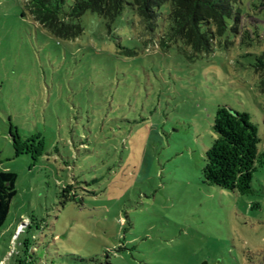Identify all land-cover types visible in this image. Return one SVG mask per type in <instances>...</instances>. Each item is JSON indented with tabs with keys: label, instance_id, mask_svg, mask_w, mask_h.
<instances>
[{
	"label": "rangeland",
	"instance_id": "rangeland-1",
	"mask_svg": "<svg viewBox=\"0 0 264 264\" xmlns=\"http://www.w3.org/2000/svg\"><path fill=\"white\" fill-rule=\"evenodd\" d=\"M241 3L240 34L191 61L128 7L110 30L85 13L62 41L0 0V169L17 174L2 264H264V157L245 195L201 176L219 106L248 114L264 154V0ZM10 124L44 154L33 139L17 155Z\"/></svg>",
	"mask_w": 264,
	"mask_h": 264
},
{
	"label": "trees",
	"instance_id": "trees-1",
	"mask_svg": "<svg viewBox=\"0 0 264 264\" xmlns=\"http://www.w3.org/2000/svg\"><path fill=\"white\" fill-rule=\"evenodd\" d=\"M241 5V0H71L69 4L66 0H23L22 17L28 16L57 40L72 41L83 34L81 18L85 13L101 18L110 30V25L128 7L139 18L144 35L149 37L147 42H151L154 48L167 51L177 47L193 61L213 53L216 48H226L230 45L229 35L236 38L240 34L244 15ZM251 31L257 38L256 22L251 25ZM251 41V38L240 36L241 44L248 45ZM251 67L257 77V89L264 94V51L254 56ZM212 130L215 137L205 152L201 170L203 181L235 194H248L256 166L264 157L258 153L260 138L256 127L248 114L219 106ZM9 138L15 151L16 143L36 139L41 145V154H44L40 134L22 140L17 129L10 124ZM16 154L23 155L17 151ZM26 155L33 161L38 159L30 153ZM16 182V173L0 169V230L17 195ZM68 192L61 191L66 201L70 199L66 195ZM26 260L16 259L15 264H31Z\"/></svg>",
	"mask_w": 264,
	"mask_h": 264
}]
</instances>
